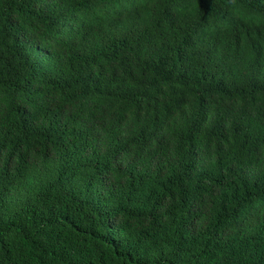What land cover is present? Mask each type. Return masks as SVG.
I'll return each mask as SVG.
<instances>
[{"label": "trees", "instance_id": "1", "mask_svg": "<svg viewBox=\"0 0 264 264\" xmlns=\"http://www.w3.org/2000/svg\"><path fill=\"white\" fill-rule=\"evenodd\" d=\"M0 264H264V0H0Z\"/></svg>", "mask_w": 264, "mask_h": 264}]
</instances>
